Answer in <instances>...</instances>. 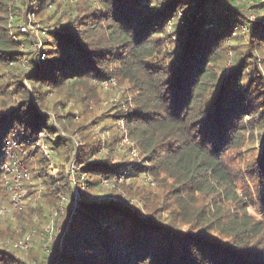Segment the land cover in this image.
<instances>
[{
    "label": "trees",
    "instance_id": "trees-1",
    "mask_svg": "<svg viewBox=\"0 0 264 264\" xmlns=\"http://www.w3.org/2000/svg\"><path fill=\"white\" fill-rule=\"evenodd\" d=\"M19 1L0 0V205L10 202L4 164L14 159L36 181L14 214L33 196L55 195L60 208L79 192L48 264H264L260 219L206 211L192 204V195L177 193L174 209L159 214L148 195L137 193L136 200L132 191L137 177L156 184L163 173L197 190H224L235 198L224 158L243 145L250 116L261 119L263 154L251 170L264 199V20L252 22L236 0H39L32 10L41 22H54L44 36L48 56L37 61L31 51L19 49L30 38L18 29L19 3L25 0ZM29 1L35 7L36 0ZM231 50L240 57L226 72L220 62ZM21 54L29 56L28 67L20 64ZM111 78L123 85V94L106 115L108 123L97 122L101 130L81 133L73 161L74 142L62 129L68 130L66 120L74 113L63 114L58 101L49 107L46 96L55 91L67 100L72 94L61 91L65 85L90 89ZM257 102L263 109L259 117ZM118 123L125 136L115 131ZM106 133L114 142L127 139L137 154L103 144ZM118 188L126 195H116ZM3 244L0 264H28L15 255L20 249L14 242Z\"/></svg>",
    "mask_w": 264,
    "mask_h": 264
},
{
    "label": "rangeland",
    "instance_id": "rangeland-1",
    "mask_svg": "<svg viewBox=\"0 0 264 264\" xmlns=\"http://www.w3.org/2000/svg\"><path fill=\"white\" fill-rule=\"evenodd\" d=\"M236 1L241 5L244 3L243 7L246 8V14L250 17L249 19L252 22L264 20V0ZM19 4L22 6V8L20 9L21 19L17 21L18 29L21 31V25L23 21L30 22L37 29L38 34L35 36L36 39L39 38L42 42V47H44V36H46L45 32L47 33V27L52 26V22H54V20H51L48 23L41 22L40 18H38L37 12L32 10L33 8H38L41 5L39 0L35 1V7L29 0H25L23 4ZM72 5L73 9H75L76 4ZM252 5H255V8L251 7ZM51 8L52 6H50V10L55 9V6H53L52 9ZM16 20L17 17L12 11L10 18L8 19V24L11 28L15 26ZM63 21H65V19ZM169 30L171 31L172 29ZM10 31L12 32L14 29L12 28ZM244 31H248L245 26ZM30 35V33H26V36ZM30 39L31 36L30 38L26 37L28 43L21 42L19 49L20 51H26L28 53L31 51L30 56L36 58L38 55H40L42 48L40 47L38 48L39 50L36 51L34 46L31 45V42L34 40L32 39L31 41ZM233 45L234 42H230V45L228 46L229 49ZM44 52L46 53L45 50ZM229 53V59L227 58L226 61L223 59L220 62L221 68L223 67V71L226 70V72L230 71L235 66V64L233 65V59L240 57L239 54H236V50H231ZM46 56H48L47 53ZM20 57V64L23 67H28L29 56L26 57L21 54ZM242 73L243 71H241V74ZM244 79L245 73H243V76L241 77L242 83L244 82ZM88 86L89 84H87L86 88L84 89H73L74 86L72 87L70 84L65 85L61 91L72 94L67 100L63 98L62 94L55 91H52L48 94V96H46L47 100L50 101L47 104L49 107L53 108V103L58 101L63 108V110H61L63 114H66L68 111H72L74 113L73 118L69 117V119L66 120L68 130L62 129V134L66 137H70L74 142L75 149L71 154L73 161L78 157V142L81 133H86L89 127L93 129L95 127L96 130H101L102 126H98L99 124L97 122L101 121L108 123V120H104L106 119V115L114 110L115 106L113 102L118 101L123 94V85H111V87L108 89L104 88L102 85H99L98 87L92 86L90 89ZM83 110H85V113ZM262 114L263 109L261 104L257 102L255 116L259 117L262 116ZM260 121L261 119L252 120V117H246L245 123L247 132L243 145L229 150L228 154H226L224 158V163L230 167V173L234 177V188L238 192L235 198L227 197L224 190L212 192L197 190L183 184V182L177 180V177L175 176L166 177L162 173L160 183L158 181L156 184H146L144 178L137 177L138 187H134L132 190L135 194V199L137 200L139 198L137 193L140 196L148 195L149 200L151 199L152 202L156 203V206L158 207L157 213L159 212V214H162L164 208L170 207L171 209H174V202L177 201L174 193L183 195V197L186 196L187 199H189L192 195L193 198L191 199V202L196 207L205 208L206 211L219 208L225 214L229 212L240 215L246 214L247 217H251L253 220L260 219L262 221V225H264V199L259 195L257 190L259 185L258 180L252 175L253 170H251L252 167L257 164V161L260 160V156L263 154L261 137L262 128L260 127ZM61 124L62 123L58 121L57 126ZM103 124L104 123L100 125ZM116 126L117 129L114 128L115 131L117 130L121 132V134H124V136L127 134L121 123H118ZM252 131H254L253 134H251ZM102 137L103 138L101 140L103 144L110 143L111 146L114 144L118 145V147H121V154L124 152L127 153L129 148L130 150L128 152H131L132 146L125 142V138L119 142H114L112 139L115 136L110 138V134L108 137V133L102 134ZM123 142L126 144L124 145ZM40 144H43V141H41ZM45 149L47 155L52 157V151H47L48 147ZM113 161L117 162L119 160L114 159ZM72 164L73 162L70 164V169ZM79 165L81 166V164ZM71 172V179L74 180L75 174L73 171ZM132 178L134 179V177ZM33 180L34 183H36L35 179ZM104 182H106V180ZM147 182L149 183V181ZM28 185L29 184L27 183L26 188ZM140 188L142 189L140 190ZM175 188H178V190ZM115 193L116 195H126V192H124L122 188H118ZM32 199H34L33 202L27 205L24 210H21V212L15 213L12 216L7 215L0 218V245H4L3 243L7 241L16 242L23 236H28L25 238L32 242L31 248L29 250H15V255L20 259L25 260L28 264H48L53 256L54 250H56L61 243V238L69 227L71 218L76 211L80 197L79 194H77L76 198L72 202L70 201V198L65 199L60 208L56 206V201H58V198L55 195L49 194V196L46 198H44V196L41 198L33 196ZM28 202H31V200ZM242 207L245 208V211H242ZM168 213L169 211L167 210L163 215H167ZM214 234H221V232L219 229H215Z\"/></svg>",
    "mask_w": 264,
    "mask_h": 264
},
{
    "label": "built area",
    "instance_id": "built-area-1",
    "mask_svg": "<svg viewBox=\"0 0 264 264\" xmlns=\"http://www.w3.org/2000/svg\"><path fill=\"white\" fill-rule=\"evenodd\" d=\"M21 31L24 33H30L31 40L34 41L31 42V45L34 46L35 50H39L38 48H42L40 51V55L36 57L37 61L45 60L47 58L46 53L44 52V49L42 47V42L39 38L36 39V35L38 34L37 29L28 21H23L21 25ZM116 80L111 78L104 80L102 82V86L106 89L110 88L111 85H115ZM127 141V139H125ZM132 152L134 154H137V150L134 146L131 148ZM4 168L6 169V173L4 176L5 183L8 187L9 193H10V202L9 204L3 203L0 205V217H4L7 215H13L15 211L22 208L23 202L26 199L27 193H28V186L26 188L27 183L28 184H34V180L31 177V173L29 168L20 160L14 159L12 161L6 162L4 164ZM71 169L74 171V164L71 165ZM40 189H42L43 185L40 183ZM79 194V192H76V195ZM80 197V196H79ZM52 231V230H51ZM23 236L16 242H14V246L17 247L20 250H29L31 246V242L29 239H26ZM30 237V236H29Z\"/></svg>",
    "mask_w": 264,
    "mask_h": 264
}]
</instances>
